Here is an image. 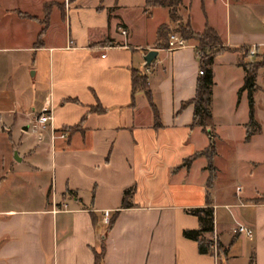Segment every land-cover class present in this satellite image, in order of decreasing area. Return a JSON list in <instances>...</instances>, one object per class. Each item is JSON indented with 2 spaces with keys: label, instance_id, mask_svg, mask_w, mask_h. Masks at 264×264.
Listing matches in <instances>:
<instances>
[{
  "label": "crops",
  "instance_id": "crops-1",
  "mask_svg": "<svg viewBox=\"0 0 264 264\" xmlns=\"http://www.w3.org/2000/svg\"><path fill=\"white\" fill-rule=\"evenodd\" d=\"M180 1L178 22L194 34L209 28L223 47L264 55V0ZM160 26H170L168 9L144 0H0V264H93L101 248V264H264V161L224 175L213 125L207 238L222 254L200 255L182 237L198 228L186 211L204 207L208 172L203 156L180 164L209 137L191 127L192 105L181 108L194 96L195 42L155 48ZM150 50L157 55L145 69ZM238 61L230 51L211 65L214 78L220 62L232 92L242 85ZM133 71L145 75L158 128L144 93L132 92ZM42 110L50 119L38 125ZM246 123L244 142L253 138ZM129 188L130 207L120 208ZM237 226L251 238L233 234Z\"/></svg>",
  "mask_w": 264,
  "mask_h": 264
},
{
  "label": "trees",
  "instance_id": "trees-1",
  "mask_svg": "<svg viewBox=\"0 0 264 264\" xmlns=\"http://www.w3.org/2000/svg\"><path fill=\"white\" fill-rule=\"evenodd\" d=\"M146 8H167L168 20L170 23L179 20L176 15V10L180 6V0H144ZM50 5H44L42 8L43 20L42 24L45 26L47 23V17L49 13ZM179 36L184 40H193L195 42L194 55L197 60L198 71L201 74L197 75L195 82L194 96L191 100L181 105L183 108L185 105H192V121L191 127H199L202 132L206 133L209 137L208 146L199 153L192 155L191 157L184 159L180 164V167L187 168L189 164L198 156H203L206 159L205 170L208 172V177L205 184L204 195V207L187 210L186 213L196 218L198 222V228L196 230L183 231L182 237L196 242L197 251L200 255H212L210 250L211 240L207 238L212 233V208L209 201V190L214 178L215 169L212 166V159L215 156V147L213 143V130H212V117L210 112L211 104V86H212V72L211 65L213 59L224 53L230 51H237L239 53L238 67L242 70L243 79L242 85L238 90V96L240 93L246 92L247 101V118L248 121L244 126L245 139L247 140L253 133H257L259 128L256 122L253 120V94L258 87L255 84L256 72L258 69L264 68V55H256L255 61L248 62L246 58L249 56V49L246 47H238L230 49L223 47L220 39L215 32L209 28H205L200 34H194L187 24H179L177 29ZM167 26H160L156 31L155 48L165 49L167 46ZM43 34V29L39 32L37 38V44H40V38ZM147 67H145L146 69ZM131 88L132 92L142 91L146 97L148 104L153 114V127L158 128L160 126L158 120V114L154 106L151 104L150 95L146 87V78L142 72L133 71L131 73ZM208 132V133H207ZM133 188H129L122 193L120 208H128V203L131 197ZM69 194V191H66ZM113 218H109L107 228L111 225ZM103 250L101 248L99 254L94 253V263L101 264ZM222 254L221 247L216 243V255L220 257Z\"/></svg>",
  "mask_w": 264,
  "mask_h": 264
},
{
  "label": "rangeland",
  "instance_id": "rangeland-1",
  "mask_svg": "<svg viewBox=\"0 0 264 264\" xmlns=\"http://www.w3.org/2000/svg\"><path fill=\"white\" fill-rule=\"evenodd\" d=\"M260 52L263 51L260 50ZM248 57L246 61L253 62L256 55ZM219 63L215 62L213 65L214 78L212 77L210 98L213 113L212 125L215 133H218L219 136V140L213 141L217 146V162L220 170L227 171L224 172V175H231V177L237 175L239 177L244 174L247 160L264 161V68L258 69L256 72V86L258 89L252 95L253 120L259 130L256 133V138L253 133L251 141L244 142L243 129L240 127V123L248 121L246 108H244L245 100L243 103L240 101V96L237 94L239 89L232 92V87L226 81L225 76L222 75V66ZM231 73L232 78L235 80L236 74L233 71ZM242 94L246 99V92L240 93V95ZM230 97L234 100L231 103H234V108L230 107ZM234 110L235 112H232L234 114L229 115L226 112Z\"/></svg>",
  "mask_w": 264,
  "mask_h": 264
},
{
  "label": "built area",
  "instance_id": "built-area-1",
  "mask_svg": "<svg viewBox=\"0 0 264 264\" xmlns=\"http://www.w3.org/2000/svg\"><path fill=\"white\" fill-rule=\"evenodd\" d=\"M179 24L180 23L176 21V22L170 23V26L167 27V32H168L167 33V46H166L167 51H175L185 46V41L179 36V33L177 31ZM119 33L122 36L125 35V31L122 29L119 30ZM254 54L255 52L253 49L249 50V56H253ZM199 74H201L200 71L197 72V75ZM49 119H50V116L48 115V113L45 110H42V112L36 119V123L38 125H44L45 123L49 121ZM58 137L63 138L64 134H59ZM101 217H102V224L107 226L108 221H109V213L107 211H104ZM232 233L233 234H243L246 238L248 239L251 238V232L240 226L235 227ZM210 250L212 252V255L215 256L216 255V241L214 238L211 239Z\"/></svg>",
  "mask_w": 264,
  "mask_h": 264
},
{
  "label": "water",
  "instance_id": "water-1",
  "mask_svg": "<svg viewBox=\"0 0 264 264\" xmlns=\"http://www.w3.org/2000/svg\"><path fill=\"white\" fill-rule=\"evenodd\" d=\"M157 52L155 50H150L145 53V55L142 57L143 60V67H148L152 60L156 57ZM208 133V132H207Z\"/></svg>",
  "mask_w": 264,
  "mask_h": 264
}]
</instances>
